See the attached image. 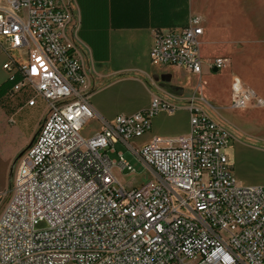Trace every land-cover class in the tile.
Listing matches in <instances>:
<instances>
[{
  "label": "built area",
  "instance_id": "1",
  "mask_svg": "<svg viewBox=\"0 0 264 264\" xmlns=\"http://www.w3.org/2000/svg\"><path fill=\"white\" fill-rule=\"evenodd\" d=\"M202 24L193 16L183 29L156 32L151 62L199 77L205 65L228 68L230 57H203ZM70 28L77 32L71 0H0V55L11 83L3 98L48 104L0 198V264H264V185L235 176L227 153L234 134L198 105L202 80L189 134L136 143L155 117L178 110L155 95L147 110L86 138L95 113ZM231 107L263 108L264 98L234 75ZM119 143L146 166L143 185L125 187L115 175L135 172L123 152L110 159Z\"/></svg>",
  "mask_w": 264,
  "mask_h": 264
},
{
  "label": "crops",
  "instance_id": "2",
  "mask_svg": "<svg viewBox=\"0 0 264 264\" xmlns=\"http://www.w3.org/2000/svg\"><path fill=\"white\" fill-rule=\"evenodd\" d=\"M71 2L74 25L78 29L73 34L70 28L68 35L75 36L76 46L88 75L86 93L95 113L91 122L96 124V129L86 138L98 134L105 122H112L120 115L147 110L155 95L178 106L174 114L163 112L155 117L152 131L137 140L138 145L149 142L153 137L174 138L189 134V105L195 100L197 88L193 84L194 80L212 71L205 65L203 74L199 77L181 68L154 65L150 53L156 32L183 29L193 16H200L204 28L203 57L206 60L219 56L232 59L236 58L234 46L238 38L251 36L249 28L254 22L264 26V5L259 0ZM5 62L6 57L0 55V197L8 189L9 180L13 179L21 158L34 141L36 131L31 122L28 125L27 117L41 101L46 103L39 98L37 104L30 107L26 104L28 99L25 96L13 101L3 98L11 87L8 73L3 69ZM202 82L203 94L208 81L202 78ZM259 89L261 93L256 91L264 98V87ZM204 94L219 107L217 111L207 113L234 134L233 144L229 148L233 150V154L231 151L229 154V150L227 153L235 159L236 164L232 165L235 176L244 185H264V138L261 141L246 138L242 133V126L232 125L227 115L220 111L222 106L228 110L244 111L255 126L264 128V107L233 109L231 83L224 101ZM46 112L45 109L38 130ZM229 158L232 163V158ZM253 162L263 165L261 172H254L249 167ZM121 173L131 175L127 171Z\"/></svg>",
  "mask_w": 264,
  "mask_h": 264
},
{
  "label": "rangeland",
  "instance_id": "3",
  "mask_svg": "<svg viewBox=\"0 0 264 264\" xmlns=\"http://www.w3.org/2000/svg\"><path fill=\"white\" fill-rule=\"evenodd\" d=\"M264 5V0H259ZM254 15V14H253ZM252 33L251 36H242L238 38L237 43L234 48L236 49L235 55L236 58L232 57L231 65L226 68L223 72H214L210 71L205 73L202 78L206 79L207 85L205 87V91L202 96L205 99L199 100L198 105L204 109L206 112L217 111L219 108L216 103H214L211 99L205 96L206 93L208 96H214L217 99L225 100L227 95V89L230 86L232 77L234 75L240 76L243 81L252 87H254L257 91H260V87H264V26L260 23H255L249 28ZM259 34V35H256ZM202 78H198L194 80V85H199ZM185 86V85H184ZM197 91H195L196 96ZM48 104L40 102L39 106L28 115V125L31 122L32 128L35 129V135L38 132V126L41 122L42 114L47 110ZM220 111L224 112L232 125L242 126L243 135L247 138H252L257 141H261L260 139L264 138V128L260 126H255L254 121L249 118L248 113L244 111H233L225 109L224 106L220 107ZM260 125V124H259ZM238 128V127H237ZM85 130L82 131L84 136H88L93 133L96 129V124L94 122H89L85 127ZM233 144V141L231 145ZM116 151L118 153H112L108 151L109 157L112 161H116L119 159V153L123 152L124 157L129 163L134 167L135 172L131 173V175L122 174L118 168H115L114 173L121 181L122 185L125 187H139L143 185L149 178V174L147 173L146 166L131 152L128 148L119 143L115 146ZM26 151V150H25ZM229 150V154H230ZM233 154V150L231 151ZM232 158V165L236 164L233 156L229 155ZM254 172H261L263 169L262 164H258L253 162L249 166ZM12 179L9 180L8 189L6 192H9V188L11 187ZM3 197V194L0 198ZM1 201V199H0ZM6 201H3L1 204L4 205ZM42 227V226H40Z\"/></svg>",
  "mask_w": 264,
  "mask_h": 264
},
{
  "label": "water",
  "instance_id": "4",
  "mask_svg": "<svg viewBox=\"0 0 264 264\" xmlns=\"http://www.w3.org/2000/svg\"><path fill=\"white\" fill-rule=\"evenodd\" d=\"M214 72H218V70L215 68V69H214Z\"/></svg>",
  "mask_w": 264,
  "mask_h": 264
}]
</instances>
